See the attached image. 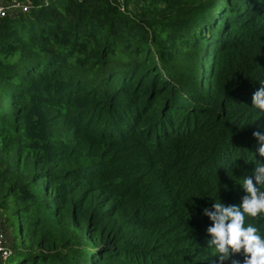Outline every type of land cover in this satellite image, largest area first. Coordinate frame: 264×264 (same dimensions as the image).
<instances>
[{
    "label": "trees",
    "instance_id": "obj_1",
    "mask_svg": "<svg viewBox=\"0 0 264 264\" xmlns=\"http://www.w3.org/2000/svg\"><path fill=\"white\" fill-rule=\"evenodd\" d=\"M23 1L0 18L16 264H220L203 209L242 203L264 162V0Z\"/></svg>",
    "mask_w": 264,
    "mask_h": 264
},
{
    "label": "clouds",
    "instance_id": "obj_2",
    "mask_svg": "<svg viewBox=\"0 0 264 264\" xmlns=\"http://www.w3.org/2000/svg\"><path fill=\"white\" fill-rule=\"evenodd\" d=\"M253 107L264 111V87L253 94ZM260 146L259 156L264 157V133L253 132ZM254 177V178H253ZM246 190L242 203L225 205L221 202L213 204V210L203 209L213 225L207 228L211 235L209 247H214V255L218 256L220 264L233 254L243 251V264H264V236L257 227L247 223V219L264 216V162L253 169V175L245 177L241 183ZM232 264H240L233 260Z\"/></svg>",
    "mask_w": 264,
    "mask_h": 264
},
{
    "label": "built area",
    "instance_id": "obj_3",
    "mask_svg": "<svg viewBox=\"0 0 264 264\" xmlns=\"http://www.w3.org/2000/svg\"><path fill=\"white\" fill-rule=\"evenodd\" d=\"M31 5L23 0H0V18L18 11L28 12ZM13 249L7 244L5 233L0 227V264H6L13 256Z\"/></svg>",
    "mask_w": 264,
    "mask_h": 264
},
{
    "label": "rangeland",
    "instance_id": "obj_4",
    "mask_svg": "<svg viewBox=\"0 0 264 264\" xmlns=\"http://www.w3.org/2000/svg\"><path fill=\"white\" fill-rule=\"evenodd\" d=\"M3 1V0H1ZM1 215V214H0ZM13 230L15 233H18L20 231V225H19V219L15 218L14 219V226ZM7 239V238H6ZM7 242V241H6ZM17 263V258L16 257H11L6 264H16Z\"/></svg>",
    "mask_w": 264,
    "mask_h": 264
}]
</instances>
